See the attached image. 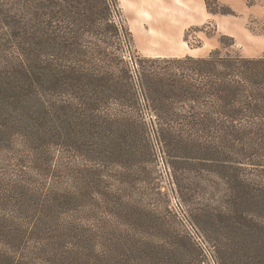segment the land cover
<instances>
[{"label":"trees","instance_id":"16d2710c","mask_svg":"<svg viewBox=\"0 0 264 264\" xmlns=\"http://www.w3.org/2000/svg\"><path fill=\"white\" fill-rule=\"evenodd\" d=\"M114 3L0 0L1 45L16 52L10 68L20 81L11 88L1 87V99L3 94L9 96L16 113L30 110L32 99L52 109L47 113L55 116L50 124L57 134L56 145L65 153H79V143L84 144L81 156L97 164L95 169H111L130 159L141 164L151 154L148 130L135 105L137 85L150 109L151 133L179 195L200 203L196 198L204 197V188L199 183H216L213 178L223 182L227 195L217 217L226 225H220L212 212L211 220L234 233L251 228L248 233L258 240L251 246L242 241L236 245L237 262L264 264L259 213L264 211V182L240 178L244 165L252 174L264 167V54L223 51L234 40L220 34V46L206 56L137 57L130 64L122 54L108 56L106 47L93 41L108 46L115 34L131 40L130 31L113 18ZM205 5L210 13L226 12L212 10L208 0ZM85 33L90 46L80 43ZM82 46L93 55L85 64L70 53ZM40 124L39 130L44 129L46 124ZM89 171L94 169L80 172L83 181L77 190L82 194L69 198H83L96 190L93 186L100 180L88 177ZM110 191L103 196L113 204L102 208L100 218L106 227L97 233L73 219L59 227L52 215L33 219L28 228L10 225L7 233L12 238L27 235L42 243L31 249L20 244L0 250V264H204L190 242L142 235L144 212L130 206L115 189ZM54 206L41 201L34 210L48 214L46 210ZM113 223L123 231L111 229ZM131 229L140 233L129 236Z\"/></svg>","mask_w":264,"mask_h":264},{"label":"rangeland","instance_id":"374dc122","mask_svg":"<svg viewBox=\"0 0 264 264\" xmlns=\"http://www.w3.org/2000/svg\"><path fill=\"white\" fill-rule=\"evenodd\" d=\"M208 1L212 10L226 12H208L210 18L205 23L186 30L184 40L186 37L188 45L199 48L198 51L206 56L220 46L218 38L220 34H224L232 37L234 44L222 49L223 51H236L245 56L264 54V0ZM114 2L113 18L130 31L131 40L127 41L123 34H115L109 38L108 46L98 40L93 41L101 47H106L108 56L119 57L122 54L130 64L137 57H163L153 56L146 46L147 20L143 16L147 14V3H141L139 0ZM2 36L3 30L0 28V39ZM89 40L90 36L85 33L82 34L80 43L88 46L91 43ZM224 41L230 42L227 38ZM1 43L0 40V88H11L14 83L19 85L20 82L11 75L10 68V65L14 64L12 61L16 52L12 47L2 46ZM79 49L70 53L75 54L81 64H85L93 56L92 51L85 47ZM132 75L135 84L134 72ZM135 89V105L148 130L151 154L142 159L141 164L130 159L111 169H95L98 168L97 164L81 156L84 153V144L79 143L78 148L82 150L79 153H65L66 151L56 145L57 134L50 124L55 116L47 113L52 109L43 108L37 100L32 99L29 101L30 110L16 113L11 106L10 97L3 94L4 98L1 99L3 96L0 95V250L18 247L20 244L31 249L34 245L42 243L40 239L38 242L27 235L22 239H14L8 235L7 229L10 225L28 228L33 219H46L48 215L55 216L59 227L73 219L74 224L86 226L97 233L106 227L100 219L103 215L102 208L113 204V200L106 201L103 195L111 192L110 189H115L119 195H124L122 199L130 206L144 212V220L139 229L145 237L173 240L177 243L190 242L197 248L204 264H242L237 262L239 252L236 245L242 241L251 246L258 238L255 240L250 236L248 232L251 228L235 230L237 233H234L215 226L211 220L212 216L209 215L212 212L216 217L219 216L217 211L222 207V199L227 195L226 185L214 178L216 183H199L204 188V197L196 198L200 203H191L187 196L182 198L179 195L165 155L151 133L150 109L137 85ZM38 123H45V128L39 130L43 126ZM43 131H46L44 135ZM244 166V176H240L241 179L247 182H264V167L258 168L259 171L252 174L248 165ZM91 168L94 171H89L88 177L100 180L98 186H93L96 190H91L89 195L83 198H69L70 195L82 194L77 190V186L83 181L80 172ZM257 173L260 176H257ZM41 201L43 205L49 202L56 206L52 210H46L48 214H37L34 207ZM23 203L27 208H24ZM259 213L263 216L260 227L264 234V211L259 210ZM217 221L222 226L226 225L220 222L219 217ZM113 224L110 225L111 229L123 231L121 226ZM140 231L131 229L129 236Z\"/></svg>","mask_w":264,"mask_h":264},{"label":"crops","instance_id":"0c3cea01","mask_svg":"<svg viewBox=\"0 0 264 264\" xmlns=\"http://www.w3.org/2000/svg\"><path fill=\"white\" fill-rule=\"evenodd\" d=\"M147 3V49L153 56H205L184 40L186 30L205 23L210 14L204 0H139ZM200 52V53H199Z\"/></svg>","mask_w":264,"mask_h":264}]
</instances>
